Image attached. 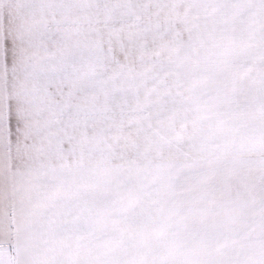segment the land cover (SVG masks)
<instances>
[{
    "label": "snow or ice",
    "instance_id": "snow-or-ice-1",
    "mask_svg": "<svg viewBox=\"0 0 264 264\" xmlns=\"http://www.w3.org/2000/svg\"><path fill=\"white\" fill-rule=\"evenodd\" d=\"M0 264H264V0H0Z\"/></svg>",
    "mask_w": 264,
    "mask_h": 264
}]
</instances>
